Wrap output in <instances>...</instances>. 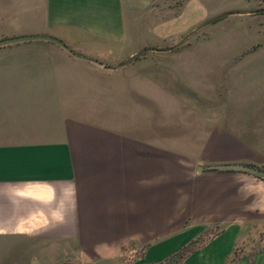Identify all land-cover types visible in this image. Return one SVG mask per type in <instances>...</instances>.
Listing matches in <instances>:
<instances>
[{
  "label": "crops",
  "instance_id": "crops-1",
  "mask_svg": "<svg viewBox=\"0 0 264 264\" xmlns=\"http://www.w3.org/2000/svg\"><path fill=\"white\" fill-rule=\"evenodd\" d=\"M138 2L0 3V40L48 36L87 59L46 40L0 46V264H121L141 246V264H229L250 243L235 264H264V180L206 169L264 170V33L232 25L260 14L225 16L204 43L178 50L177 136L155 140L147 119L121 129L74 116L79 86L61 80L74 69L59 58L136 53L126 27Z\"/></svg>",
  "mask_w": 264,
  "mask_h": 264
},
{
  "label": "rangeland",
  "instance_id": "rangeland-1",
  "mask_svg": "<svg viewBox=\"0 0 264 264\" xmlns=\"http://www.w3.org/2000/svg\"><path fill=\"white\" fill-rule=\"evenodd\" d=\"M13 1L5 0L6 4ZM138 1L136 25L126 27L127 35L137 39L136 51L172 47L201 23L226 11L241 10L240 8L254 4L257 9L264 7V0H153L152 3L149 0ZM246 17L260 20L256 23L233 22L232 25H238L242 29L255 27L264 33V13ZM225 20L226 18L221 19L220 23ZM131 22H134L133 14ZM8 28L11 32L18 30L12 19ZM210 29L208 25L195 31L170 53L147 52L124 68L109 69L127 58L101 57L94 59L96 63L92 64L59 58V66L74 69V73L61 75V80L79 86L73 90L75 118L95 127L104 125L106 128H113L115 125L121 129H129L130 124L135 122L138 126L144 125L147 119L154 130L155 140H159L156 136L161 135L177 136L179 94H184L176 69L178 50L201 45L211 33ZM107 53L114 55L118 51L110 49ZM250 244V248L246 250L243 244L238 245L229 264L235 263L241 255L250 259L256 251L254 243ZM143 250V246L124 249L121 264H141ZM169 264L181 263L173 259Z\"/></svg>",
  "mask_w": 264,
  "mask_h": 264
},
{
  "label": "water",
  "instance_id": "water-1",
  "mask_svg": "<svg viewBox=\"0 0 264 264\" xmlns=\"http://www.w3.org/2000/svg\"><path fill=\"white\" fill-rule=\"evenodd\" d=\"M261 13H264V7L260 8V9H255L252 11H247V12H226V13L218 14V15L211 17L210 19L204 21L200 25H198L191 33L184 36L177 44L173 45L172 47H169L166 49L145 48V49L139 50L136 53H134L133 55H131L130 57H128L127 59H125L124 61H122L121 63H119L116 67L109 68V69H115V68L123 67V66L129 64L130 62H132L133 60H135L140 55H143L147 52L164 53V52L172 51L178 45H180L189 35L193 34L195 31H197L201 28H204V27L214 23L215 21H217V20H219L225 16L232 15V14H249V15H252V14H261ZM25 40H46V41H50V42L58 45L59 47H61L65 51H67L73 57L87 60L86 58L82 57L81 55L73 53L61 41H59L55 38H52V37H48V36H25V37H13V38L2 39V40H0V46L11 44V43L18 42V41H25ZM206 169L207 170H218V171L242 172V173L249 174L253 177H256L260 180H264V170L260 169V168L253 167V166H249V165H243V164L214 165V166H209ZM173 259L174 258L170 259V261H172ZM165 262H167V261H165ZM164 263H161V264H164Z\"/></svg>",
  "mask_w": 264,
  "mask_h": 264
},
{
  "label": "trees",
  "instance_id": "trees-1",
  "mask_svg": "<svg viewBox=\"0 0 264 264\" xmlns=\"http://www.w3.org/2000/svg\"><path fill=\"white\" fill-rule=\"evenodd\" d=\"M171 261H170V259L169 260H167V262H165L164 264H169ZM232 264H235V263H232Z\"/></svg>",
  "mask_w": 264,
  "mask_h": 264
}]
</instances>
